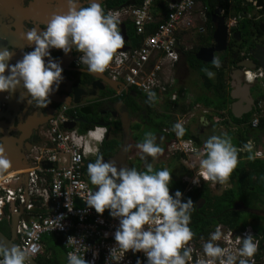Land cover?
Returning a JSON list of instances; mask_svg holds the SVG:
<instances>
[{"label":"clouds","instance_id":"9594fccd","mask_svg":"<svg viewBox=\"0 0 264 264\" xmlns=\"http://www.w3.org/2000/svg\"><path fill=\"white\" fill-rule=\"evenodd\" d=\"M86 3L87 6H83L81 0H66V12L53 14L42 30L38 31L33 27L26 32L23 38L32 50L23 53L22 58L14 64L9 62L14 52L8 48H0V93H13L22 87L28 103L35 101L37 107L46 108L50 103L49 97L63 80L60 61L51 56V49L61 50L65 55L75 50L81 53L77 63L85 66L83 70L89 73L105 71L116 51L122 47L123 36L118 31L117 19L106 14L97 0H87ZM212 63L219 67L218 60L214 59ZM207 74L212 76L211 72ZM148 98L154 100L155 94L148 92ZM68 100L70 97L66 98ZM190 108L187 110L190 111ZM193 110L194 108L191 109ZM170 131L179 140H188L181 138L185 134L181 123L173 124ZM106 133L104 126L102 135L95 139L99 148L105 141ZM155 141L156 136L152 132H145L143 142L136 147L143 154L155 158L161 152ZM243 147L249 150L248 159H253L250 143H245ZM203 149L202 158L198 161L199 170L192 183L197 184L198 178L204 182L223 183L237 165L236 148L226 135H212L204 141ZM97 154L95 161L86 168L88 180L91 185L96 186V190L90 191L82 199L86 207L94 209L97 214H103L107 209L109 216L118 220V227L113 234L115 246L109 249L105 264H119L129 250L133 255L143 252L146 257L144 264H189L192 249L187 245L193 238L189 224L194 204L190 198L182 201L179 190L169 194V170L164 168L153 171L150 163L144 171L127 167L118 169L115 161H105ZM9 165L10 162L0 147V170ZM19 170L23 169L10 170L2 176ZM10 185L15 187L17 183ZM66 207L71 211L72 207L69 208L68 203ZM62 219V215L53 219L55 228L62 227ZM221 235L220 226L217 225L215 231L209 234L208 240L202 244L203 254L208 259H198L196 264H216L217 260L219 264H249L246 258H252L257 251L254 237L251 234L243 238L237 237L239 247L236 255H233L213 243ZM73 240L77 245L82 244L73 237H69L67 243ZM82 246L88 250L83 244ZM29 251L35 252L36 249ZM0 253V264H29V252L17 246L7 248L0 244ZM96 255L93 252V260L85 261L83 255H78L75 251L69 252L67 264H94ZM135 264H141L139 257Z\"/></svg>","mask_w":264,"mask_h":264},{"label":"built area","instance_id":"2783aa9c","mask_svg":"<svg viewBox=\"0 0 264 264\" xmlns=\"http://www.w3.org/2000/svg\"><path fill=\"white\" fill-rule=\"evenodd\" d=\"M247 2L257 10L260 9L255 6V0ZM199 3L200 0H142L140 4L133 3L118 8L104 7L106 14H111L117 19L118 31L119 24L126 26L125 23H129L141 41L136 46L117 51L103 73L112 81L135 89L147 99L148 92L154 93L157 101L176 102L179 98L182 100L187 98L186 94L180 97L179 91L173 87L180 55L177 32L191 26L192 16L198 13L196 6ZM156 9L158 10L154 14ZM256 18L261 19L262 16L258 15ZM151 23H154V27L150 30L148 25ZM244 78L249 82L258 80L264 89V72L260 66L255 70H245ZM185 100L186 102L183 101L189 104V98ZM76 113L74 106H62L40 129L37 143H34L26 155L30 167L12 171V175L7 173L1 177L0 221H9L10 212L23 209L15 227V244L28 251L29 258L36 259L45 253L43 236L46 235L63 249L64 264H67V254L74 251L78 255H83L85 261H92V253L96 252L94 264H105L109 249L115 246L113 234L118 227V220L110 217L107 209L103 214H97L94 209L86 207L82 199L86 198L90 191L95 190L85 178L84 166L97 154L99 147L95 139L102 135L104 126L93 125L84 132L66 127L65 125L75 121ZM261 116L263 111H254L251 119L253 127H256ZM176 117L177 122L183 126L186 113L177 114ZM167 132L173 134L167 152H181L186 154L188 159L190 154L197 153L196 147L202 150L200 146L194 144L192 137L183 141L179 140L173 131ZM250 145L252 147L251 143ZM254 155L264 157V152L257 149ZM22 174L27 175V193L19 184ZM182 182L187 183L184 190H188L190 187L188 178H183ZM11 183L17 185L13 187ZM75 200L80 202L79 205H75ZM67 203L69 208L72 207L71 211L66 207ZM12 205L13 208L9 209ZM58 215L63 216L60 222L62 227L55 228L53 219ZM217 225L220 226L222 235L213 243L236 255L239 247L237 237L243 238L251 234L257 243V251L252 258L246 259L249 260V264H264V248L261 247L259 233L253 229L246 230L244 227L229 228L220 222L208 227L207 233L203 236H194L188 242L187 246L192 249L189 264H196L198 259H208L203 254L202 244L208 240L209 234L215 231ZM69 237L80 240L88 250L83 248L82 244L77 245L75 240L67 243ZM33 248L36 249L35 252L29 251ZM137 257L141 264H144L146 257L143 252L133 255L130 250L124 254L119 264H135ZM216 264H219V260Z\"/></svg>","mask_w":264,"mask_h":264},{"label":"flooded vegetation","instance_id":"af4514ba","mask_svg":"<svg viewBox=\"0 0 264 264\" xmlns=\"http://www.w3.org/2000/svg\"><path fill=\"white\" fill-rule=\"evenodd\" d=\"M29 1L31 0H23V4L26 6ZM127 1L128 0L120 4L118 7H123L126 5L133 4V2L127 3ZM86 2L87 0H81V5L87 6ZM97 2L99 3L101 9L104 11L103 7L106 6V0L101 1V2L97 1ZM244 6L246 7V9L243 12H241L244 15H241L240 13L239 14L238 13L226 14L222 7L220 6L215 7V8L221 9L220 13L218 14L224 18L225 25L228 30L226 49L223 52H220L219 54L218 53L214 54V56L217 55V57H220L221 59L219 65L221 67L222 77H223L224 85H225L223 89L224 97H225V107L223 109L226 111L227 114H231L230 106L234 101L230 99L229 97V94L231 91L229 85H231V83L236 82L234 77H235V73H237L235 71L238 70L237 65L241 63L242 61H245L246 59L249 60L250 57L248 53L254 46L256 45L264 46V32L261 31L259 28L260 22L264 23L263 21L264 11L261 10V8L257 10L250 2H247V0H244ZM66 7H67V4H66ZM118 7H108V8H118ZM249 8L250 10L248 11ZM214 9L211 10L208 5L203 4L202 2L199 3L198 10H197L199 15L196 18L197 19L196 24L199 25V29L196 35L193 36L192 39H190L189 42L191 44L180 53L178 66H177V72H176L178 76L181 75L185 71L184 64H185L187 56H189L190 54L194 56L200 47L212 46L213 44L212 34H213L215 24H216V17L214 19L212 17L214 15ZM258 15L262 16V18L257 19L256 17ZM4 22L6 23V25H8V28H7L8 32H10L11 34H14V32H16L15 31L16 28H14L11 25V23L13 22V19L12 18H8L6 20L3 19V21H1V24ZM21 24H22V29H21L19 38H17L18 40L17 47L5 45L6 48L14 52V55L12 57L16 58V60H18V58L21 59L23 53L29 52L32 50L31 48L28 47V42L23 38L24 34L28 32L30 29H32L33 27H36L38 31L42 30V28L46 25V24H42L41 22H38L37 20H33V19L23 20ZM125 29H126V26H125ZM236 31L240 32V36H237L238 39L234 38V36L236 37V34H235ZM8 37H10V35ZM199 37L206 39V41L201 43L200 42L201 39ZM3 39L5 40V37ZM21 45H23V49L18 54V57H17L16 53L19 52L18 46H21ZM50 54L53 58H58L59 60L63 59V64L65 65L64 67L67 69L62 68L63 69L62 71L63 80L60 83L59 88L53 94H51L52 96L49 97L50 103L47 105L46 108L37 107L35 104V101L28 103V98L24 94V90L22 87L18 88V90H20V94L16 93L15 91L13 97L11 98L12 95L10 93H2L1 95L2 98H0V146L4 145L1 142V139L3 138L5 131H7L10 136L16 139H19L20 135L26 134V132L21 133L18 130H16L18 125L25 124L27 127V130H28L29 125H32V126L37 125L35 126L36 128L34 130L27 131L28 136L24 137L22 140L20 151L23 152L25 156L32 149V146L34 145V141L38 139V134H39L40 129L44 127V125H46L48 120L52 117L51 116L50 118H48V116L52 114L55 115L57 111L61 109L62 106H68L67 104L60 102L61 100H66V98L70 97L68 95V92L73 91L75 87L76 89H79V88L82 89L85 93H89V90L87 88L89 86V82L92 80V77L89 72H87L86 70H83L85 66L78 65L76 63V60L81 55V53L75 50H72L70 51V53L67 54L69 56L68 58L61 50L51 49ZM44 59L47 60V58H44ZM9 62L12 64L15 63L14 61H9ZM252 63L254 64V67H255L253 70L258 68L257 63L254 60L252 61ZM239 70L240 71L238 72L242 73L243 78H244V71L250 70V69L242 68ZM249 83H251V87L249 90V96L246 98L251 99V102L249 104L251 108L249 112L242 115L241 118L245 119V122L242 123L244 125L243 127L245 129L248 128L250 130L252 139L248 140L247 143L252 144L251 149L253 150V153H254L255 151L254 143L255 142L257 143V146L262 147L260 148V150L264 151V129L260 125V118L256 124V127H253L251 125V119L254 114V111H264V89H262L258 80H254ZM252 88H255L254 94L252 93ZM101 92L103 93L104 91H101ZM109 92H107L105 95L109 94ZM120 92L122 93V90H120ZM97 93L100 94V92H97ZM116 93L114 92L113 95H115ZM134 95L136 96V94ZM80 96H83V94H80ZM103 98H107V97L102 96V99ZM71 99L72 98L70 97V100ZM193 101L195 102V100ZM107 102H110V99ZM70 106L71 105H69V107ZM93 109L94 110L92 111L90 116L89 115L81 116L80 113L76 110L77 113L75 114V119L82 120L81 124H86V125H89V123L96 124L97 122L104 123L106 126V131H107L104 142H108L113 139L117 141V148L114 150V152L107 156L101 155L103 159L105 161H109L110 158L116 153L117 149L121 147V145L124 144V133L122 130L121 123L122 121H125L126 119V121L129 123V136L125 142L126 148H127V158L125 161V167L135 168L137 171H144L146 169V164L144 163V160L148 157L147 155L145 156L144 154V159H141V156H143V153L140 151V149L136 147V145L138 143L143 142L145 129L149 127V123L152 120L151 114L154 112L127 111L128 117H124L120 113H117L114 116V114L111 112L108 114L109 116L103 115V112H104L103 109H99V108H93ZM194 110H195V107H194ZM194 110L191 111L190 109V111H183V113H186L185 124L183 125V127L187 129L185 130V132L188 133L190 136H192L194 144L196 146H200L203 153H204L203 144L205 141V138H204L205 130L211 129V128L218 129L219 127L222 128V123H225L227 124V126L232 127L233 130L238 129L237 124H235L233 120H230V122H227V120L223 116V112L221 111L215 112V114L211 112L208 113V114L214 115L213 116L214 122H213L211 121L212 115L211 117L209 116L210 118L207 117L208 119H205V116L203 114H200V115L194 114L195 112ZM153 115H156V114L154 113ZM164 115L170 118L167 112H165ZM91 117H97V118L92 119ZM10 119H12V121ZM177 120H178V117L175 116L174 121L172 119V125L177 123ZM191 122L193 123L192 127L189 126ZM227 126L225 127L226 129H227ZM153 129L158 130L163 134V139H162L163 148H161V153L164 155V157L165 156H169V158L174 157L173 158L174 161H176L178 164L179 162L180 164L182 163L181 161L182 159L184 163L188 161V159L186 160V155L184 153H181V154L184 155L185 157L182 155H180L179 157L178 156L176 157L175 155H173L174 153L168 154L167 147L172 137H170L169 132L167 131H170L171 127H164L162 123L161 125ZM233 134L236 135V132H233ZM155 142L157 143V140ZM29 143L31 147L27 151L26 148ZM160 146L161 145H159V147ZM238 149H244V151L241 152L243 154L249 151L248 149H245V148H238ZM99 150H98L97 155H99ZM87 163H89V161ZM87 165L88 164H85L84 166V169H85L84 175L88 183L90 184L87 173H86ZM152 167H154V165ZM183 167L185 169L182 168L181 171L177 170L178 167H176V170H174L172 174L170 175L171 180L176 179V180H173L174 183H182L183 186H187V183H183L182 179L188 178L189 180L188 184L190 187L186 191L183 190V192L181 193L182 194L181 199L184 198L188 193L192 191L193 192L197 191L198 193H201V194H204L205 192L209 191L213 195L214 194L218 195L217 193H212L211 189L209 188V184L205 183L202 180L199 181L197 184H194V187H191V183L193 180V177L191 176L193 174L188 168L186 169L185 166ZM171 180L168 186L172 185ZM93 187H96V186H93ZM175 191L176 190L169 187L170 195H172ZM200 199H204V198L197 197L194 200L193 204L195 206V209H200L204 205L205 199L200 208L197 206ZM259 206L260 205H258V207L245 208L242 206V203L234 202L232 205V209L240 211V212L242 211L248 212V213H252L255 215H259L260 217H264V209ZM259 223L262 224L263 222H259ZM5 233L8 234V231L5 230Z\"/></svg>","mask_w":264,"mask_h":264},{"label":"water","instance_id":"95a60500","mask_svg":"<svg viewBox=\"0 0 264 264\" xmlns=\"http://www.w3.org/2000/svg\"><path fill=\"white\" fill-rule=\"evenodd\" d=\"M99 2L104 0H97ZM256 7H260L261 10L264 11V0H256L255 2ZM67 11L66 7V0H31L27 3L25 6L23 4V0H0V48H6L5 45H10L13 47H17L19 35L21 33L22 29V22L23 20H37L38 22H41L42 24H46L48 20L51 18L53 14H63ZM220 8L214 9V15L212 16L213 19L216 17V24L215 28L212 34L213 44L209 47H200L197 52L195 53L194 57L198 61H202L205 63H211L214 60V54L223 52L226 49L227 44V36H228V30L225 25V20L222 16H220L218 13H220ZM12 18L13 22L11 25L16 28V32L14 34H11L8 32L7 28L8 25L6 23H2L3 19ZM10 20V19H9ZM120 27V34L123 36V40H127L126 35V29L124 24H119ZM259 28L261 31L264 32V23L260 22ZM236 37L235 39H238L237 36H240V32H235ZM10 35V37H8ZM5 37V40L3 39ZM14 42H13V41ZM127 47L123 45L120 49L117 51H124ZM23 45L18 46V51L16 53V56L18 57V54L22 51ZM116 51V52H117ZM70 53V52H69ZM249 60L246 59L245 61H242L239 63L238 70L235 72V83H231L230 86V99L234 100L233 103L230 106V113L235 118H241L242 115L246 114L250 110V102L251 99H248L246 97L249 96V90L251 87V83L246 81V79L243 78V74L238 72L239 69L242 68H249L254 69V64L252 61L254 60L258 66H260L263 69L264 72V46L262 45H256L254 46L248 53ZM68 58L69 56L66 55ZM19 60V58H18ZM10 61L16 62V58H11ZM60 66L63 69L65 68L63 64V59L59 60ZM250 62V63H249ZM66 63V62H65ZM221 68V67H220ZM7 74V70L5 72ZM92 80L89 82V88L91 91L89 93H85L82 89H76L74 87L73 91L68 92V95L72 98L70 101L61 100V103L67 104L68 106H76L77 111L83 115H89L92 113V106L89 104H84L83 101L86 98H93L95 97V93L97 90L104 91L105 85H107L112 90L116 91L118 87H122L123 91L127 92V87L123 85L122 83L112 81L109 79L105 74L103 73H90ZM87 88V87H86ZM238 92V93H236ZM15 92L10 93L13 97ZM16 93L20 94V90H16ZM80 94H83V96H80ZM2 93H0V98H2ZM52 96V95H51ZM244 107V108H243ZM247 109H246V108ZM52 115L48 116L50 118ZM12 121V119H10ZM79 120V119H78ZM76 120L69 125H65L68 128H71L75 126L78 122H82V120ZM28 124V123H27ZM97 125H104L102 122H97ZM122 130L124 133V144L121 145L116 151V153L110 158L111 161H115L117 168L125 167V161L127 158V148H126V140L129 136V123L126 121H122ZM37 125H29L28 130L25 124H20L16 128L21 133L26 132V134L20 135L19 139H16L8 134L7 131L4 132L3 138L1 139V142L4 144L2 147L3 154L7 158V160L10 162V165L8 168L0 170V176H2L5 172L14 170V169H24L28 168L29 161L26 159V156L23 152L20 151L22 140L24 137L28 136V132L30 130H34ZM31 145L28 144L26 150L28 151L30 149ZM20 184L23 186V190L25 193L26 186H27V175L23 174L21 176V180L19 181ZM96 190V188H95ZM94 190V191H95ZM27 197V196H26ZM204 202V199H200L197 206L200 208L202 203ZM75 205H79V201H74ZM13 208L12 206H9V209ZM23 209L19 208L17 212H10V219L8 224V234L3 233L0 231V244L4 245L7 248H11L12 246H16L15 244V227L18 221L19 216L21 215ZM29 264H40L37 262V260L29 258Z\"/></svg>","mask_w":264,"mask_h":264},{"label":"trees","instance_id":"16d2710c","mask_svg":"<svg viewBox=\"0 0 264 264\" xmlns=\"http://www.w3.org/2000/svg\"><path fill=\"white\" fill-rule=\"evenodd\" d=\"M142 0H128L127 3L133 2L135 4H140ZM203 4L209 6L212 10L215 7H222L226 14L231 12L240 13L243 12L246 7L244 6V0H200ZM126 2V0H106L107 7H118L120 4ZM243 4V5H242ZM126 28L129 34H131L133 43L139 44L140 38L135 36L133 33V28L129 23H125ZM201 41H204L201 38ZM189 61V66L192 68L199 69L201 79L205 82L206 88L213 87L214 92L216 93L217 103H222V106L225 107V97H224V86L221 83L217 85H212L209 77V71H216L217 78L221 80L222 71L219 67L213 65V63H202L195 59L193 55L187 56ZM219 83V82H218ZM197 99V98H196ZM219 106V107H222ZM185 106H183L182 111H186ZM231 115V114H230ZM231 119L235 124H237L236 138H232L230 141L232 145L236 148H244L243 145L247 143L248 140L252 139L250 130L244 128L243 122L245 119L235 118L231 115ZM260 125L264 129V117L260 118ZM92 127V123L89 125H82L79 132H84L87 129ZM190 136L188 133L183 134L182 136ZM192 137V136H190ZM255 139V138H254ZM117 148V141L115 139L108 142H102L100 147L99 155L107 156L114 152ZM244 156H248V152L241 153L240 150H237V165L226 179L230 186L225 189L221 194H211L209 191L204 194L195 192L188 193L182 201L190 198L193 203L197 197H202L205 199L204 205L200 209H194L191 212V220L189 227L193 232L194 236H203L207 233L208 227L215 225L218 222L226 225L227 227H237L240 223V211L233 210L232 205L234 201L242 203V206L245 208L258 207V205H264V159L253 158L249 160ZM89 162H93L92 159H89ZM180 192L183 191V186L175 187ZM3 223L8 228V221L3 220ZM2 223V224H3ZM8 230V229H7ZM261 247L264 248V228L261 229ZM263 243V244H262ZM59 246L58 243H56ZM60 247V246H59ZM61 248V247H60ZM62 249V248H61ZM63 250V249H62ZM2 256V253H0ZM56 257V256H55ZM38 259V258H37ZM45 264H60L57 258L46 259ZM62 264V263H61Z\"/></svg>","mask_w":264,"mask_h":264},{"label":"crops","instance_id":"0c3cea01","mask_svg":"<svg viewBox=\"0 0 264 264\" xmlns=\"http://www.w3.org/2000/svg\"><path fill=\"white\" fill-rule=\"evenodd\" d=\"M104 7L108 8L107 6H104ZM104 7H103V9H104ZM157 10L158 9H156V11L154 12V14H156ZM229 14H236V13L230 11ZM240 14L241 15H244L241 12H240ZM198 15H199L198 13L197 14L195 13V15L192 16L191 26L190 27H187V28H185V29L177 32L178 33L177 34V38L179 39V42H180V44H179L180 53L186 47H188L190 45V42L189 41L187 42V45L186 46L184 45V37L189 33V30L190 29H195V28H197V30L199 29V25L196 24V22H197V19L196 18L198 17ZM153 27H154V23H151L150 25H148V28L150 30L153 29ZM125 31H126V35H127V40L124 41L123 45H125V47H127V48L136 46L137 44H135V43H133V41H131L132 40V37H131V34L128 33L127 28H126ZM199 38L201 39L202 37H199ZM140 40H141V38H140ZM205 41H206V39H204V41H201L200 40L201 43H203ZM207 42H208V40H207ZM179 57H180V55H179ZM214 59L215 60H218L219 63L221 61L220 57H217V56H214ZM199 62H202V61H199ZM202 63H205V62H202ZM177 66H178V64H177ZM184 67H185V71L181 75H179V76L176 74V72H177V68H176V70H175V82H174V86L173 87L175 88V90H178L179 91L180 97L182 96V94H186L187 95V98H183V100L186 102L185 99H188L189 98V101H190L189 104H186L180 98L176 102H170L169 100L157 101L156 98L154 100H149L144 95H142L141 93H139L138 91H136L135 89L130 88V87H127V92L123 91V88L122 87H118V89L116 90L117 91V93H116V91L111 90V88L107 87V85H105V90H104L103 93L100 90H97L96 93H95V97H93V98H86L85 97L83 103L86 104V105L87 104L91 105L92 106V109L93 108L103 109V111H104L103 112V115H107V116H109L108 114L110 112L113 113L114 116L117 113H120L124 117H128L127 116L128 115L127 111H145V112L146 111H149V112H157L158 111V112H160L162 114H164L165 112H167L169 114L170 118H168V116L166 117V121L163 123V126L164 127H172L171 126L172 125V119L174 120L175 119V116L177 114L183 113V111H182L183 106H185V109H189L190 107H191L190 109H192V108L195 107V110L194 111H201V114H203L205 116V119H208V118L211 117L212 114H208V113L211 112V113L215 114V112L221 111V112H223V116L225 117V119L227 120V122H230V120H232L230 118L231 115L226 113V111L223 109L224 107L222 106V103H217V101H216L217 100V97H216V93L213 90V87H211L209 89L206 88V86L204 85L205 82H203L202 79H201V75H200L199 69L190 67L189 66V61L187 60V58H186ZM191 72H195L196 73V77H193L192 75L190 76V78L192 79V82L193 83L188 82V76H189V74ZM209 72H212L213 73V78H212V76L210 77L208 75V77H209L212 85H217L218 78H217V75L214 74V72H216V71L213 70V71H209ZM87 89L89 91H91V89L89 87ZM120 90H122V93L120 92ZM97 92H100V94L97 93ZM107 92H109V94L105 95ZM114 92L116 93L115 95H113ZM134 94H136V96ZM137 94L140 95V96H138ZM203 95H205V99H203V98L200 99L201 98L200 96H203ZM102 96H106L107 98H103L102 99ZM165 96H167V95H164V97ZM109 99H110V102H107ZM193 100H195V102ZM219 106H222V107H219ZM74 108L77 110V107L76 106H74ZM80 115L81 116H85V115H83L81 113H80ZM86 116H88V115H86ZM89 116H90V114H89ZM91 118L92 119H96L97 117H91ZM75 121H76V119H75ZM89 124H91V123H89ZM82 125H86V124H81V122H78L75 126H73V128H76L77 130H81ZM93 125L94 124H92V126ZM222 128H223V126H222ZM213 129L211 128V129L205 130V132H204V138H205V140L208 137L212 136L215 133V132L212 133ZM223 130L225 131L224 134L227 131H229L226 128L223 129ZM236 131L237 130H235V132ZM152 133L156 136L157 144L161 145L160 148H163V146H162L163 134L160 131L154 130V129H153ZM169 135H170V137H172V133H170ZM215 135L222 136L219 132L216 133ZM233 135H232L233 139L236 138V135L235 134H233ZM181 138L187 139V138H189V136H186L185 137V135H184V136H181ZM36 141L37 140H35L34 143H37ZM254 145H255V150L262 148L260 146H257V143L256 142L254 143ZM237 150H239V149L237 148ZM99 152H100V150H99ZM159 154L160 155H163V154H161V152ZM249 154L250 153L248 151V156H249ZM251 154L253 155L254 158L264 159V157H255L252 149H251ZM173 155H175L176 157L177 156L179 157L182 154L181 153H174ZM182 156H184V155H182ZM248 156H246V157L244 156L243 159L245 160L246 158H248ZM165 158L168 159V160H170V161H172L170 163V166H171L173 164V161H174L173 158L174 157H170L169 158V156H165ZM90 159H92L93 161H95L96 156L95 157H91ZM151 159L154 160L155 158L151 157ZM181 161L184 164L183 159ZM87 162H86V164H89L90 163V162L89 163H87ZM157 166H160V165L154 164V167L155 168ZM167 167H168V165H167ZM179 184H180V186H183L182 183H179ZM168 187H170V188H172L174 190H178V189H175V186H173V185L168 186ZM183 190H184V186H183ZM234 202L236 203L238 201H234ZM259 207H261V208L264 209V205L263 204H261ZM250 222H252V218H248L246 223L247 224H251ZM2 223H3V220L0 221V230L3 233H5V230L8 231L7 230L8 228L6 227V225L4 223L3 224ZM247 224H244V225H247ZM241 227H243V222H240L237 227H233V228L234 229H237V228H241ZM229 228H232V227H229ZM260 228L261 229L264 228V222L262 223V227L260 226ZM255 230H256L257 233H259L261 235V230L260 229H255ZM261 239H262V235H261ZM43 241H44V244H45V254L47 256L46 259L57 258L58 261L61 259V263H62L63 260H64V251L59 246H57L55 242H53L54 245L53 244L52 245H49V243H50L51 240L49 238H47V237H46V242H45L44 237H43ZM50 247H53V248H50ZM57 249L62 252V256H60L57 253ZM47 250H48V252H46ZM42 255H44V253ZM42 255H39V257L42 256ZM59 257H60V259H59ZM46 259H45V261H46ZM37 262L40 263L39 261H37Z\"/></svg>","mask_w":264,"mask_h":264},{"label":"rangeland","instance_id":"374dc122","mask_svg":"<svg viewBox=\"0 0 264 264\" xmlns=\"http://www.w3.org/2000/svg\"><path fill=\"white\" fill-rule=\"evenodd\" d=\"M199 5V4H198ZM198 5L196 6V10H198ZM250 10V8L248 9V11ZM192 28V27H191ZM197 28H195V29H190L189 30V35L187 34L185 37H184V45L186 46L187 45V42L188 41H190V39H192V37L193 36H195L196 35V33H197ZM191 44V43H190ZM217 56V55H216ZM212 73V72H211ZM214 74H216V72H214ZM193 76V77H196V73L195 72H191L190 74H189V76H188V82H190V83H193L192 82V79L190 78V76ZM212 78H213V73H212ZM219 82V83H218ZM222 84V85H224V80H223V77L221 76V80L220 79H218L217 80V84ZM254 90H255V88H252V93L254 94ZM201 98L200 99H205V95H203V96H200ZM156 114V115H153V114ZM154 113H152L151 114V122L149 123V127H147L146 129H145V132H152V130H153V128H155V127H158L159 125H161L162 123H164L165 121H166V116L164 115V114H161L160 112H154ZM194 114H201V111H195L194 112ZM153 115V116H152ZM263 117H264V111H263ZM261 118V117H260ZM174 121V120H173ZM211 121H213V114H212V117H211ZM192 125H193V123L191 122L190 123V125L189 126H191L192 127ZM222 126H223V128H216L215 130L213 129V131H212V133L213 132H215L213 135H215L216 133H220L221 135H226L230 140L233 138L232 137V135H233V132H235V130H233V128L232 127H230V126H227V124H225V123H222ZM227 126V130H229V131H227L225 134H224V130L223 129H225V127ZM185 130H187L186 128H184ZM221 130V131H220ZM232 131V132H231ZM184 133H186L185 131H184ZM234 136V135H233ZM186 151V150H185ZM196 152L197 153H193V154H190L189 156H188V159H189V161H187L186 163H184V164H180V162H179V164L176 162V161H173V164L170 166V163L172 162V161H170V160H168V159H166L165 157H164V155H160V154H158L156 157H155V159L154 160H152L151 159V157H149V156H147L148 158H146L145 160H144V163L147 165V164H151L152 166L154 165V164H157V165H160V166H157L156 168L155 167H152L153 168V171H156V170H161V169H164V168H167L168 170H169V172H170V175L172 174V172L174 171V170H176V167H178V169L177 170H182V168H184L183 166H185V167H187L191 172H192V176L191 177H195L196 176V172L199 170V167H198V161H199V159L200 158H202V155H203V151L202 150H199V149H197V147H196ZM202 152V153H201ZM170 153H175V151H172V152H168V154H170ZM186 153H187V151H186ZM201 153V154H200ZM162 154V153H161ZM186 155V154H185ZM143 156H144V154H143ZM145 156H146V154H145ZM186 160H187V157H186ZM169 164V166L167 167V165ZM186 168V169H187ZM185 169V168H184ZM199 179V181H201V178H198ZM171 180V179H170ZM173 180H176V179H172L171 180V184L173 185V186H175V187H178L180 184L179 183H174L173 182ZM205 183H208L209 184V188L211 189V192L212 193H217V194H221L222 193V191L224 190V189H227L229 186H230V183L227 181V180H225L223 183H219V182H213V181H209V182H205ZM191 187H194V184H191ZM248 218H252V219H254V220H252V222H250L251 224H247L246 222H247V219ZM257 220H260L261 222H264V217H259L258 215H255V214H252V213H248V212H241L240 213V222H243V227L246 229V230H249V231H251V229H253V231L254 232H256V230L255 229H260L261 230V228H260V226L262 227V224H260L259 222L260 221H257ZM244 224H247V225H244ZM247 226H249V227H247ZM44 237V239H45V242H46V237L47 238H49L50 239V237L49 236H46V235H44L43 236ZM51 240V239H50ZM53 244V241L51 240L50 241V243H49V245H52ZM54 245V244H53ZM55 247V246H54ZM50 248H53V247H50ZM58 248V247H57ZM46 252H48V250L46 251ZM57 253L60 255V256H62V252L60 251V250H58L57 249ZM46 254L44 253V255H42V256H38L37 258H36V260L37 261H39L41 264H45L46 263V261H45V259H46ZM59 259H60V257H59ZM64 261H65V258H64V260H63V262H62V264H64ZM59 263L61 264V259L59 260Z\"/></svg>","mask_w":264,"mask_h":264},{"label":"bare ground","instance_id":"6f19581e","mask_svg":"<svg viewBox=\"0 0 264 264\" xmlns=\"http://www.w3.org/2000/svg\"><path fill=\"white\" fill-rule=\"evenodd\" d=\"M19 169V168H18ZM16 170V169H15ZM13 173L12 172H10L8 175H12Z\"/></svg>","mask_w":264,"mask_h":264}]
</instances>
